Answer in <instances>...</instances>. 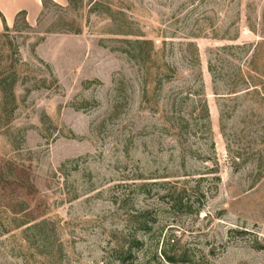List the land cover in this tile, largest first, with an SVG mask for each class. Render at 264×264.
Instances as JSON below:
<instances>
[{"label": "rangeland", "instance_id": "obj_1", "mask_svg": "<svg viewBox=\"0 0 264 264\" xmlns=\"http://www.w3.org/2000/svg\"><path fill=\"white\" fill-rule=\"evenodd\" d=\"M8 28L0 264H264V0L49 3Z\"/></svg>", "mask_w": 264, "mask_h": 264}, {"label": "trees", "instance_id": "obj_2", "mask_svg": "<svg viewBox=\"0 0 264 264\" xmlns=\"http://www.w3.org/2000/svg\"><path fill=\"white\" fill-rule=\"evenodd\" d=\"M68 1V5L71 7L73 6L77 0H67ZM42 3H43V6H44V9L47 7V5L49 3H53L55 4L52 0H42ZM20 19H23L24 20V23L25 24H28L27 22V18H26V14L25 13H20L16 19V23H18V21ZM5 30L8 31L9 28L6 26L5 24ZM148 44L152 45V47L155 46V43L152 42V41H146ZM156 48V47H155ZM155 50V49H154ZM152 69V68H151ZM169 72L170 73H173L176 75V71L171 69L169 67ZM154 71V70H153ZM149 74H154V75H157L159 73H150ZM54 82L57 84L58 83V80L51 74ZM18 86V74L17 72L12 74V75H7V76H4L0 79V92H1V96H0V109L2 111H5L7 109H10V111H15L17 108H18V104H17V98H16V95H15V89L17 88ZM202 106L204 108V111L206 112L207 116L209 117V108H208V105H207V102H205L203 100V103H202ZM119 254L121 255H125L127 252H125V248L124 246H121L118 251H117Z\"/></svg>", "mask_w": 264, "mask_h": 264}, {"label": "crops", "instance_id": "obj_3", "mask_svg": "<svg viewBox=\"0 0 264 264\" xmlns=\"http://www.w3.org/2000/svg\"><path fill=\"white\" fill-rule=\"evenodd\" d=\"M57 5L68 4L67 0H52ZM44 11L42 0H0V33L12 27L20 13H25L28 23H35Z\"/></svg>", "mask_w": 264, "mask_h": 264}]
</instances>
